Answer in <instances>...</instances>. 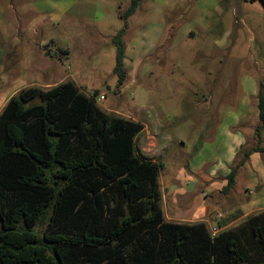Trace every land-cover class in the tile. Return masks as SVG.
<instances>
[{"label": "rangeland", "instance_id": "374dc122", "mask_svg": "<svg viewBox=\"0 0 264 264\" xmlns=\"http://www.w3.org/2000/svg\"><path fill=\"white\" fill-rule=\"evenodd\" d=\"M129 3L0 0V111L29 85L72 80L86 94L97 90L105 96L96 102L104 111L144 124L136 150L163 165L158 183L165 218L204 221L214 236L232 230L245 253L255 252L248 224L258 216L264 229V179L246 178L239 166L237 186L223 191L199 175L224 161L227 131L240 132L244 144L210 178L226 182L244 151L257 144V100L249 95L259 83L264 93V11L247 9L246 0H141L127 18L125 79L118 85L111 40ZM262 162L259 152L251 163ZM189 163L199 165L197 174ZM234 202L246 207L234 210Z\"/></svg>", "mask_w": 264, "mask_h": 264}, {"label": "trees", "instance_id": "16d2710c", "mask_svg": "<svg viewBox=\"0 0 264 264\" xmlns=\"http://www.w3.org/2000/svg\"><path fill=\"white\" fill-rule=\"evenodd\" d=\"M140 1L130 0L112 36L118 85L125 79L122 37ZM95 95L72 80L29 85L1 109L0 264H264L258 216L248 224L256 247L248 253L232 230L214 236L204 221L167 220L163 165L136 150L144 124L104 111ZM257 108V144L230 169L223 191L253 151L264 153L261 83Z\"/></svg>", "mask_w": 264, "mask_h": 264}, {"label": "crops", "instance_id": "0c3cea01", "mask_svg": "<svg viewBox=\"0 0 264 264\" xmlns=\"http://www.w3.org/2000/svg\"><path fill=\"white\" fill-rule=\"evenodd\" d=\"M263 2H264V0H246V7H247V9H251L253 11L257 10V11H259V12L261 11L263 13V11H264V3ZM249 97H255V100H257V90L253 91L251 96L249 95ZM247 100H248V97H246V101ZM255 104L257 106V102H255ZM257 122H258V120H257ZM226 134L229 136V142L226 145L225 150L227 152V155H226L224 161L223 162L222 161H220V162L219 161H213V162H216L213 164V166H214L213 169L211 171H209L208 174L206 173V174H200L199 175L203 179V180L202 179L201 180L204 181V183L210 182L209 183L210 188L212 187V188L218 189V187H220L219 185L223 186V188H224V186L226 185L227 179H226V182L224 179L221 180V182H220L219 180H215L214 178H210L209 175L211 176L213 174L214 169H222L223 170L224 168L222 166H224V164L230 163V161L233 160V156H234V152H235L236 148H238L239 146L244 144V138L240 132H232L229 130V131H227ZM256 153H259V152H252L249 155V157L246 159V161H244V163L242 165H240V167H242L244 169V172H246V178H251V180L254 178H263L264 179V169H262V167L264 168V162L260 163L259 165H252V163H251L253 158L256 157ZM194 155L195 154H193L191 156V159H193L195 157ZM198 169H199V165L193 166L191 163H189V171L192 173V175L197 174ZM236 175H237V172H236ZM189 176L191 177V175H189ZM236 178H237V176H235V182L233 185L237 186ZM254 181H255V179H254ZM246 189L247 188H245V190ZM208 192L209 191L206 190L203 193L208 195L209 194ZM209 196H211V195L209 194ZM231 205L234 208V210H240V209H243V207H246V204H241L239 202H234ZM218 207H220V204H218ZM225 207L226 206L221 205L222 210H224ZM243 215L245 216L246 212H244ZM243 215H241V216H243ZM234 221L235 220H232L229 224L233 223ZM219 229H221V228H219Z\"/></svg>", "mask_w": 264, "mask_h": 264}, {"label": "built area", "instance_id": "2783aa9c", "mask_svg": "<svg viewBox=\"0 0 264 264\" xmlns=\"http://www.w3.org/2000/svg\"><path fill=\"white\" fill-rule=\"evenodd\" d=\"M104 97H105V96H104L103 94L97 95V96H95V101L98 102V101H100V100H103ZM218 230H219V227H217V226H213V228H212V231H213V232L218 231Z\"/></svg>", "mask_w": 264, "mask_h": 264}]
</instances>
